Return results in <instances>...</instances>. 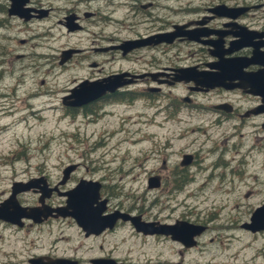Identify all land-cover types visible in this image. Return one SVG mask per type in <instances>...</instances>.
I'll return each instance as SVG.
<instances>
[{"label":"flooded vegetation","instance_id":"obj_1","mask_svg":"<svg viewBox=\"0 0 264 264\" xmlns=\"http://www.w3.org/2000/svg\"><path fill=\"white\" fill-rule=\"evenodd\" d=\"M61 1L63 5H57L58 0H52L50 5H42L41 2L29 5L31 0H28L25 7L46 10L42 16H33L28 20L8 14L9 0L2 6L9 18H16L25 25L41 21L31 36L41 40L32 47H42L61 36L79 33L85 34L86 41L90 34L95 35L93 28L99 30V42L91 39L84 47L77 44L60 49V67L67 65L75 56L86 59L84 74L74 79L73 84L62 93L61 103L62 97L70 95L71 89L84 81L114 80L118 86L82 106L62 104L69 112L81 113L88 122H92L100 116L112 114L111 108L115 106L131 108L141 103L143 107L153 108L152 119L144 121L146 127L162 128L169 122L183 124L184 115H187L210 121V127L230 123L233 132H240V138L257 135V138L264 139V0L236 5H228L223 0L207 5H156L152 0L146 3L134 0L126 5L127 0H104L102 7L87 5L97 0ZM31 13L39 15L40 11ZM55 14L60 17L54 25H49L48 19ZM104 24L119 29L112 32L115 34L106 35ZM120 27L127 29L129 34L121 37ZM27 40L20 38L19 43L24 45ZM122 44H127L128 48H121ZM69 49L73 52L61 62L63 51ZM19 56H24V53ZM200 76H203L202 81ZM210 77H216L217 84L208 81ZM71 100L73 98L66 101ZM249 126L253 130L246 131L244 135L241 131ZM129 130L127 128L126 131ZM135 133L136 129L132 134ZM147 134L149 137L153 135ZM226 134L228 142V131ZM170 148H173L171 141L167 142L164 150ZM226 148L222 152L221 148H212L207 156L188 149H182L178 155L173 150L160 162L140 168L139 173H134L133 168L98 166L99 162L90 165L87 162H70L53 179L44 172L18 179L28 181L44 177L52 189L45 197L44 204L52 209L61 208L63 213L53 210L40 221L22 217L21 224L0 219V228L8 233L25 234L30 242L35 241V236L29 234L33 232V227L37 229L56 224L61 235L51 238L46 252H32L20 262L4 259L2 264H168L165 256L170 249L177 248L180 256L206 249V243L202 244L203 237L212 230L224 231L228 249V210L221 219L214 211L209 216L201 214L191 204L204 200L216 201L220 196L218 191H224L218 184L209 195L201 193L204 187L211 185V180L222 177V167L228 168V161H222L223 153H228ZM260 149L264 152L263 146ZM159 151L156 147L152 149L153 153ZM172 154L178 155L176 160H171ZM213 155L217 156V160L207 164L208 156ZM70 165L74 168L62 182L64 169ZM142 175L144 178L140 179ZM202 177L205 178L203 182L200 181ZM81 180L91 182L94 188L99 187V193L83 195L87 201L72 205L70 197L64 192L75 188ZM142 180L145 181L146 190L141 195L132 193L131 187L126 189L127 182ZM225 181L228 186V179ZM132 183L129 185L132 186ZM24 194L35 195V201H20ZM40 196L39 189L32 188L19 192L17 199L22 206L35 207L41 204ZM138 201L141 203L138 204ZM157 202H178L177 207L185 210L179 215H173V209L169 214H162L166 207L157 206ZM154 206L157 207L156 211ZM224 207L228 209V204ZM132 217L152 223L154 227L186 222L194 229L182 241L171 234L138 230ZM197 226H203V229L198 231ZM25 230H29L28 233ZM54 231H50L51 236ZM9 237L15 242L19 240L16 234L5 237L0 234V240ZM215 240L210 238L207 244H213ZM144 248L151 250L150 256L141 253ZM10 250H17V244ZM140 254L146 257H139ZM224 260L216 258L215 261ZM175 264L184 263L178 261Z\"/></svg>","mask_w":264,"mask_h":264},{"label":"rangeland","instance_id":"obj_2","mask_svg":"<svg viewBox=\"0 0 264 264\" xmlns=\"http://www.w3.org/2000/svg\"><path fill=\"white\" fill-rule=\"evenodd\" d=\"M117 1L124 0H115ZM130 1L134 0H127L128 3L125 1V4L129 5ZM147 1L150 0H142L143 3ZM152 1L156 5H207L219 0ZM223 1L228 5H236L256 0ZM40 2L42 5H50L52 0H31L29 5H37ZM4 3L6 0H0V6ZM57 5H63L62 1L58 0ZM87 5L102 7L105 3L104 0H97ZM58 17L60 15L57 14L51 16L48 19L49 25H54ZM40 22L32 21L25 25L16 18H9L6 10H0V200L9 195L12 181L36 176L41 172L49 174L53 179L60 174L61 168L70 162H87L88 165L99 162L98 166L133 168L134 173H139L140 168L160 162L163 156L173 150L177 151L178 155L182 149H188L207 156L208 150L212 148H221L222 152L228 147V153L224 152L222 158V161H228V168H221L223 181L216 177L201 193L209 195L218 184L224 191H218L220 196L216 201L191 203L201 214L209 216L214 211L221 219H224L228 210V249L224 231L212 230L203 237L202 244L206 243V249H197L180 256L177 248H173L165 257L169 260L168 264L178 261L184 264H264V230L252 233L240 226L243 221L249 220L251 212L264 199V152L260 149L264 147V139L257 138V135H245L246 131L253 130V127L242 130L245 136L240 138V132H233L230 123L210 127V121L187 115H184L183 124L169 122L162 128L146 127L144 121L152 119L153 108L143 107L141 103L131 108L115 106L111 108L112 114L88 122L83 114L69 112L62 105L60 98L73 84L74 79L84 74L86 59L83 56H75L67 65L60 67L58 55L60 49L66 46L84 47L91 39L98 41L99 30L93 28L95 35L90 34L86 41L85 34L79 33L74 36H61L42 47H32L35 42L41 40L31 37ZM118 29L117 26L109 27V24H104L106 35L115 34L112 32H117ZM119 32L121 37L129 34V31L122 27ZM20 38L28 39L26 44H20ZM20 53H24V56H19ZM44 53L48 55H42ZM127 128L130 129L129 132L126 131ZM122 129L123 131H119ZM134 129L137 133L132 134ZM148 132L153 135L149 137ZM170 141L173 148L164 150ZM155 147L160 151L153 153L152 149ZM178 155L172 154L171 160H176ZM216 160L217 156H208L206 163ZM243 162L246 164H242ZM82 172L83 169L80 173ZM143 178L144 175L140 177ZM204 179L202 177L200 181L203 182ZM227 179L228 186L225 181ZM130 183L132 182H127L126 189L131 187V192L137 196L146 190L143 180L133 182L132 186ZM257 191L259 193L254 195ZM35 198V195L24 194L19 200L28 203L35 201ZM140 203L141 201H138V204ZM226 204L228 209L224 207ZM156 205H165L162 214H169L173 209V215H179L185 210L183 207H177L178 202H157ZM156 209L154 206L155 211ZM31 229L33 232L29 234L35 236L34 242H30L25 234L12 231L8 233L0 228L3 237L16 234L19 238L16 242L12 237L0 240V264L4 259L20 262L32 252H46L50 247L51 238L61 235L56 229V224ZM51 230H55L52 236ZM28 231L25 230L26 233ZM210 238H216L215 243L207 244ZM15 243L17 250L11 251ZM141 253L150 256L151 250L144 248ZM141 256L144 255L140 254L139 257ZM216 258L225 260L216 262Z\"/></svg>","mask_w":264,"mask_h":264},{"label":"water","instance_id":"obj_3","mask_svg":"<svg viewBox=\"0 0 264 264\" xmlns=\"http://www.w3.org/2000/svg\"><path fill=\"white\" fill-rule=\"evenodd\" d=\"M10 6L8 8L9 15H17L25 20L30 19L33 16H42V14L46 13V10H37L30 7H25V4L28 0H9ZM219 5H226V4H219ZM31 11H35L39 15L32 14ZM126 43V42H125ZM129 43V42H127ZM121 48L127 49V44H122ZM73 50H65L63 51V56L61 58V62H64ZM203 75V74H201ZM203 76H200V80L202 81ZM216 77H210L208 81L212 84L216 83ZM212 80V81H211ZM117 82L114 80H105L103 82H81L77 86L71 89L70 95L62 97V103L65 105L71 106H82L83 104L89 102L90 100L102 95L106 90H113L116 88ZM68 98H73L71 101H66ZM74 168L73 165L67 166L64 169V179L62 182L65 181V178L72 169ZM39 189L41 196L39 198V202L41 204L39 206L30 207V206H22L18 199L17 194L19 192L28 191L30 189ZM52 191L51 188L48 187V184L44 177L39 178H32L28 181H14L11 186V193L10 195L0 202V219L10 221L13 223L21 224L20 219L22 217H30L36 221L42 220L41 218H46L49 216L53 210H56L59 213H63L62 209H52L48 205L44 204L45 197L49 196L50 192ZM67 194L69 198V202L72 205H79L83 203L84 198L83 195L87 194H96L99 193V187L94 188L89 181L81 180L75 188L71 189L70 191L64 192ZM83 196V197H81ZM89 198V197H88ZM87 201V200H86ZM132 222L136 226L138 230H142L143 232H159V233H166L171 234L172 237L186 240L187 233L190 234L191 230H193V226L186 222H177L174 225H166L161 224L157 227H154L152 223H146L141 221L138 217H132ZM198 231L203 229V226H197ZM242 228L250 230L252 232L261 231L264 229V204L256 207L254 211L251 213L250 219L248 222H244L241 224ZM184 232V233H183ZM185 242V241H184ZM187 244V242H185Z\"/></svg>","mask_w":264,"mask_h":264},{"label":"trees","instance_id":"obj_4","mask_svg":"<svg viewBox=\"0 0 264 264\" xmlns=\"http://www.w3.org/2000/svg\"><path fill=\"white\" fill-rule=\"evenodd\" d=\"M0 10L5 11V8L3 6H0Z\"/></svg>","mask_w":264,"mask_h":264}]
</instances>
